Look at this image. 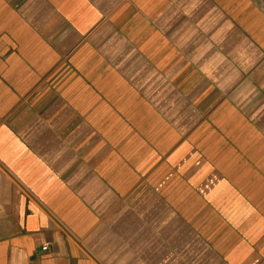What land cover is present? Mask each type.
<instances>
[{"label":"crops","instance_id":"0c3cea01","mask_svg":"<svg viewBox=\"0 0 264 264\" xmlns=\"http://www.w3.org/2000/svg\"><path fill=\"white\" fill-rule=\"evenodd\" d=\"M0 264H264V0H0Z\"/></svg>","mask_w":264,"mask_h":264}]
</instances>
